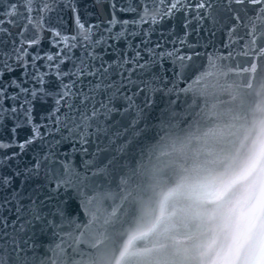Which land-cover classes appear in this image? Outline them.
<instances>
[{
	"label": "water",
	"instance_id": "95a60500",
	"mask_svg": "<svg viewBox=\"0 0 264 264\" xmlns=\"http://www.w3.org/2000/svg\"><path fill=\"white\" fill-rule=\"evenodd\" d=\"M172 2L175 0H33L30 11L19 8L22 14L19 17L4 15V9L10 4H19L20 0L0 2V53L3 54L0 59L7 58L13 68L11 72L3 69L5 82L15 78L24 88H39L40 85L31 77V57L37 52L43 57L46 53L54 54L61 49L68 51L61 38L55 35L56 32L69 37L70 42L77 45L68 54L79 62L85 44L71 40L77 36L76 14L72 11L74 5L80 21L92 28L93 40L108 37L105 29L109 27L112 33L125 31V37L120 40H107V45H115V50L107 47L105 51L106 45L95 48L105 62L118 65L125 59L130 60L139 50L142 57L139 63L149 66L147 71L133 63H126L122 68H111L110 80L128 84L130 77L136 86L143 88L145 85L140 82L145 81L148 88L155 89L141 92L137 98L138 103H143L147 95L153 104L144 112L136 135L132 136L129 131L120 137L118 143L129 142L124 153L114 154L107 150L108 138L101 134L90 138L87 155L77 151L68 157L60 156V161L67 159L77 173L89 179L80 185L81 195L75 189L62 188L57 191L55 181L41 188L38 202L45 201L42 212L45 223L50 222L51 226L41 231L43 225L37 223L30 231L21 229L18 224L15 234L16 241L25 249L21 256L26 254L34 258L31 264H41L42 261L51 264L53 250L60 264H211L205 253L209 250L220 253L222 249L227 251H222V256L227 257L225 264H245L244 255L251 243H264V180L257 178L255 170L238 184H232L227 191L213 188L215 193L212 191L210 195V210L215 212L212 218L208 216L207 220H200L187 234L182 224L171 221V210L164 206L166 198L161 187L173 176L168 175L167 171L173 155L175 159L172 165L180 181L190 193L196 194L199 190L196 180L200 178L198 169H212L223 151L240 168L241 162L233 149L234 136L242 140L246 149L255 134L264 132V112H261L264 111V39L246 38L245 35L252 24L248 17H254L255 8L259 6L232 5L237 10L241 7L248 9L246 14L240 13L239 24L232 13L225 9L224 0H208L205 7L198 10L196 6L202 0H184L182 10L168 17H157L155 24L147 17L141 20L146 8L149 15L156 11L162 14ZM46 4L51 11L45 10ZM208 4L212 6L208 7ZM130 7L136 11L123 10ZM197 11L202 19L196 18ZM113 12L120 21L115 26L109 24ZM24 16L31 19V24ZM9 20L14 23H9ZM123 21L128 23L124 25ZM234 24H237L235 29L232 28ZM256 24V31L264 32V24L260 21H256ZM96 25L98 29L94 27ZM34 38L39 39V44L29 47L28 42ZM144 39L151 43L143 44ZM14 46L15 49H25L29 55L14 51ZM168 53L173 55L169 56ZM161 54L164 55L163 59L160 58ZM17 55L21 56V62L17 61ZM230 55L233 57L231 60L228 59ZM180 56L191 57L183 61V68L177 59ZM210 60L216 62L215 69L210 67ZM35 63L40 73L48 74L45 87L49 91H57L56 66L48 67L44 59ZM95 63L99 65L100 61ZM24 64L28 65L27 70ZM71 67L72 63L68 60L60 66L64 71ZM121 72L123 75H120ZM92 79H84V92H88V82ZM68 80L65 77L66 83ZM197 81H200L199 85ZM173 84L176 91L171 95L159 90L165 85L170 89ZM136 86H132L131 90L136 91ZM189 86L192 90L185 92ZM205 87L206 91L202 92L200 89ZM78 89L79 86L73 91ZM8 91L13 93L17 90ZM123 91H127V88ZM161 93L159 99L157 95ZM107 96L108 93L102 91L94 99L88 100L89 103L73 97L75 107L70 109L65 105L59 112H55L54 101L49 97L46 104L36 102L34 123L54 124L59 118L71 125L73 121H79L82 114L91 115L93 105L99 109L100 104L107 101ZM114 103L117 108L124 107L122 100ZM11 104L10 100L4 101L6 108ZM49 114H52L51 121L42 120V116ZM20 119H23L22 115ZM15 122L10 114H0V142L10 144L6 149H0V176L33 164L32 151L3 164L6 156L20 151L18 143L31 134V127L26 126L17 129L14 137L12 129ZM117 122L123 131L128 120L113 114L107 124L112 126ZM164 124L169 125L167 130ZM115 130V127L111 128L112 132ZM41 131L44 129L41 128ZM97 145L102 151L95 162L85 168V164L93 160ZM68 148L69 145L64 144L60 152ZM247 158L245 155L244 160ZM104 166L107 172L97 174V169ZM60 168V163L51 165L53 172ZM221 177L218 173L212 176L214 180ZM79 179L80 176L73 177V180ZM20 182L18 178L14 185L18 187ZM45 183L42 178L26 182L24 199L21 201L25 215L21 217L20 224L30 218L27 215L31 204L29 194ZM58 208H66V214L59 213ZM6 215L10 221L15 219L14 214ZM245 217L256 225L235 239H227L228 232L241 228L238 223ZM8 231L13 230L9 228ZM237 252L240 253L239 258Z\"/></svg>",
	"mask_w": 264,
	"mask_h": 264
},
{
	"label": "snow or ice",
	"instance_id": "6c2138e0",
	"mask_svg": "<svg viewBox=\"0 0 264 264\" xmlns=\"http://www.w3.org/2000/svg\"><path fill=\"white\" fill-rule=\"evenodd\" d=\"M0 2H2V0H0ZM161 2H163V0H161ZM206 3H208V0H202V2L196 6L197 10L204 8ZM32 5L33 0H20L19 4L8 5V7L4 9V15L9 17H19L22 15L19 8L23 7L30 11ZM232 5L259 6L258 8H255V16L248 17V19L252 21V24L250 31L246 32L245 35L246 38L250 36L256 39H264V32L258 33L256 31V28L258 27L256 21H260L264 24V0H224L225 9L232 13L233 19L239 24L241 23L240 13L244 12L246 14L248 9L247 7H241L237 10L234 9ZM211 6V4H208V7ZM112 8L115 10V3L112 4ZM183 8L184 0H175V2H172L170 7L162 14L159 11H156L149 15V10L146 8L144 15L141 16V20H145L147 17L150 19L151 23L155 24L157 22V17L163 18L174 15L175 12L180 11ZM45 10L51 11L52 9L46 4ZM123 10L136 11L135 8L131 7ZM72 11L76 14L77 36L72 37L71 40H77L78 43L83 42L85 44L84 52L79 58L78 63L76 59L68 54V52L77 45L71 43L69 37L63 36L60 32H56L55 35L61 38L68 51L61 49L54 54L46 53L43 57L37 52L31 57V77L35 79L36 84L40 85L39 88H24L15 78H11L9 81L5 82L3 79L5 75L3 69H7L8 72H11L13 71V68L9 65L7 58L0 59V114L8 113L13 119H15L16 122L12 129L14 137L17 129L26 126L31 127V134L23 142H19L17 145L20 151L12 153L11 156H6L3 164H7L8 160L15 159L29 151L33 152V164L31 167H25L23 169L17 168L15 172L9 175L0 176V193H3V195H0V264H31V259H34L27 257L26 254L21 256V252H24L25 249L20 247V244L15 239V234L18 231V224L21 229L27 228L30 231L37 223L43 225L41 231L51 226L50 222L45 223V217L42 212L45 201L39 200L38 202L41 188L52 184L53 181H55L57 191L62 188L65 190L75 189L77 194L81 195L80 185L84 183V180L89 179V177L77 173L74 167L67 162V159L60 161V156L63 155L68 157L77 151L83 152L87 155L89 153L87 145L91 143L90 138L99 137L101 134L108 138V143L105 146L107 150L113 151L114 154L124 153L129 142L125 141L123 143H118L120 137L129 131L132 132V136H135L138 132L137 125L143 118L144 112L151 108L153 104V100L147 95L143 98V103L137 102V98L140 96L141 92L155 90L148 88L147 82L141 81L140 83L145 85L141 88L136 86L135 81H132L130 77L128 78V84H125L124 81L117 83L110 80L112 73L109 69L114 67L122 68L126 63L136 64L137 67L144 69L145 71L149 70L148 64L139 63V60L142 58L139 50L136 51V55L130 60L125 59L118 65L108 64L103 60V57L95 51L97 46L105 45V51H107V47H112L113 50H115V45H107V40L112 39L118 41L125 37V31L122 30L118 33H112L111 27H109L105 29V31L109 33L108 37H101L98 40H93L94 33L92 28L86 27L85 24L80 21L78 9L74 5L72 6ZM24 18L28 19L29 24H31V19L29 17L24 16ZM196 18L198 20L202 19L199 11H197ZM9 23H14V21L9 20ZM117 23H120V21L117 20L113 12L109 24L115 26ZM122 23L126 25L128 21H123ZM237 24H234L232 28L235 29ZM94 27L97 29L99 28L98 25ZM245 27L248 28L249 26L245 25ZM229 31H231V29ZM21 35H23V33H21ZM130 35H135V33H130ZM142 43L148 44L151 43V41L144 39L142 40ZM38 44V38H34L28 42L29 47ZM157 47H159V44ZM14 51H22L24 55H29L25 49H15V46ZM167 55L171 56L173 54L168 53ZM2 56L3 54L0 53V57ZM160 58L163 59L164 55L161 54ZM232 58L233 57L230 55L228 59L231 60ZM39 59L46 60L48 62V67L50 68L52 65L56 66L57 91L52 92L45 87L48 83L45 77L48 74L40 73L39 67L35 63ZM177 59L181 62L180 67L183 68V61L185 59H191V57L180 56ZM66 60L71 61L72 67L67 71H64L60 66L65 63ZM17 61L21 62L20 55H17ZM96 61H100L99 65L95 63ZM209 65L212 69H215L216 62L210 60ZM23 66L25 67V70H27L28 65L24 64ZM120 75H123V73L121 72ZM65 77L69 78L67 83L65 82ZM88 77H92L93 79L88 82V92H84V79ZM199 84L200 81H197V85ZM78 86V91H73V89H77ZM132 86H136V91L131 90ZM125 88H127V91H123ZM9 89H16L17 91L10 93L8 91ZM159 90L171 95L172 92L176 91V85L173 84L170 89L165 85ZM190 90H192L191 86L184 91L187 92ZM200 90L204 92L206 91V87L201 88ZM102 91L108 93L107 101L102 102L99 109L93 105L91 115L84 113L79 121H73L71 125H69L66 120H61L59 118L55 120L54 124L34 123L33 112L35 110L36 102L46 104L48 98L51 97L55 104V112H59L60 108L65 105L70 109L75 107L72 103L73 97L82 98V102H87L88 100L94 99L95 95ZM5 100L12 101V104L7 108L4 107ZM116 100L123 101L124 107L122 109L115 106L114 101ZM113 114H119L122 119L127 118L128 122L127 125L123 126V131H121V127L118 126V122L112 126L107 124V121L111 119ZM21 115L23 116V119H20ZM44 119L51 121L52 114H49L47 117L42 116V120ZM112 127H115V132L111 131ZM41 128H43L44 131H41ZM64 144H68L69 148L61 153L60 147ZM9 146L10 144L0 142V149H6ZM100 151H102V149L97 145L96 154H93V160L85 164V168L95 162L96 156ZM259 152L260 149L258 148L256 152L241 162L238 172L219 178L212 187L227 190L232 184L246 179L247 176L250 175L251 172L261 163ZM56 163H60L61 168L53 172L51 165ZM106 172V166L97 169V174H105ZM74 176H80L81 179L78 181L73 180ZM18 178L21 182L20 185L16 187L14 181ZM41 178L44 179L46 183L45 185H38L33 189V192L29 194L31 204L28 206L27 215L30 218L27 219L26 223L20 224L21 217L25 215L21 201L24 199L26 182ZM57 211L66 214L67 210L66 208H58ZM6 213L14 214L15 219L10 221ZM9 228L13 231L9 232ZM33 247H35V245H33ZM239 256L240 253L237 252V258H239ZM244 260L245 264H264V243L259 241L252 242L244 255ZM41 264H44V262L42 261ZM51 264H60L55 250H53Z\"/></svg>",
	"mask_w": 264,
	"mask_h": 264
}]
</instances>
